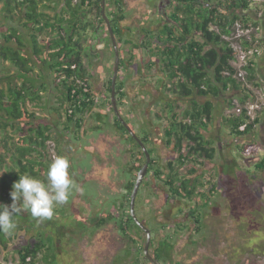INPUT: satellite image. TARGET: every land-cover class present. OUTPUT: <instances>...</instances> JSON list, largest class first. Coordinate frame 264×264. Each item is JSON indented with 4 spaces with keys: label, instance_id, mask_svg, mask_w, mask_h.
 Wrapping results in <instances>:
<instances>
[{
    "label": "trees",
    "instance_id": "trees-1",
    "mask_svg": "<svg viewBox=\"0 0 264 264\" xmlns=\"http://www.w3.org/2000/svg\"><path fill=\"white\" fill-rule=\"evenodd\" d=\"M48 1L50 0H0V20L5 24L0 26V64L8 65L15 71L14 75L2 77L6 87L0 89V132L4 133L3 140L0 139L2 150L0 152V171H4L0 188H2V192L7 191V194L9 192L7 199L10 198L12 185L19 179V174L28 173L39 179H41L39 177L41 174L45 178L47 167L52 161L47 158L46 152V142L53 140L50 127L36 125L33 122L36 116L33 107L35 108L36 104L41 103V95L46 89V70L52 77L54 86L62 90V96L58 97L57 107L54 108L56 117L63 120V124L60 123L62 126L65 125L68 128L73 125L76 132L80 131L81 116L95 103L91 86L88 84V73L83 64V58L87 54L84 53L85 48L82 47V43L86 41L87 29L93 27V24L85 22L90 11L95 12V17L102 26L106 48L113 50L106 25L100 15L101 0H62L60 11L54 13L52 17L43 11L51 9L46 5ZM172 2L175 6L173 13L168 17L170 23L163 25V28L154 37H150V41L154 40L156 43V51L150 49L149 42L145 41L140 44V47L135 44L132 47L135 50L146 49L152 57L160 58L164 73L166 72V80L173 81V90L178 89V94L182 97L189 96L190 93L196 96L217 97L219 93L230 92L237 95L240 105L245 104L248 100H254L255 96L247 89L245 83L233 77L235 70L231 67L230 61L234 59V52L223 38L230 34L236 21L254 22L249 15L248 1L172 0ZM122 6L120 0H106L105 13L110 20L117 46L121 43L120 25L125 17ZM263 10L264 8L260 19ZM14 21L19 22L22 27L21 32L10 27ZM8 23H10L9 26H7ZM27 29L31 31L28 33L29 35L26 33ZM144 32L147 36L151 35L148 31ZM39 35L44 36L41 38L43 45L38 41ZM27 38L29 39L28 44L25 43ZM262 41L264 46V37ZM262 41L260 40V43ZM130 55L133 56V51L130 52ZM260 57L249 63L246 81L256 88L264 89V83L257 82L259 65L257 61ZM121 65L120 60L119 68ZM37 67L39 69L35 72ZM175 79L177 81L174 83ZM110 81L111 77L106 83L109 94ZM80 83L87 86L86 94L82 93ZM72 90L76 95L71 93ZM121 90L122 85L119 84L117 77L116 100L118 106H120V100L123 97ZM107 105L112 113L114 127L127 135L139 149L136 142L114 116L110 100H107ZM212 111L213 104L208 101L193 112H185L183 119L186 118V122L184 123L176 122L175 114L172 115L170 119L172 123L169 128H165V143L171 145L172 138H174V149L177 152L182 151L184 143H187L189 150L185 157L179 154L176 165L171 163L167 165V174H164L162 170L154 173L157 179L163 181L171 198L183 199L194 204L191 207L193 215L190 219L195 226V234L201 230L199 210L208 202L207 195L216 192V187L213 184L204 190L203 180H200L197 175L192 177L199 168L195 166L201 165L202 160L211 161L215 155V149L205 147L208 142H204L198 129V127H206L202 120L209 121ZM224 120L228 123L229 134L232 136L245 137L255 132V127L252 124L248 125L243 132L238 130L239 125L245 122L244 116H235L231 113ZM259 122L258 116L254 123L255 126ZM8 130L16 134L14 140L12 139L13 135L7 134ZM139 138L147 146L149 135L145 134ZM10 141L11 147L9 146ZM252 144L258 146L256 142ZM247 147V144H243L238 149L242 152ZM147 150L151 156L152 149L147 148ZM140 154L144 159L143 153ZM6 158L11 160L13 167L7 166ZM188 159L195 166L188 167L184 174L179 173ZM153 163L154 159L150 157L149 170ZM254 165L256 171L264 170V157H259ZM135 169L136 173L140 166H136ZM135 178L136 176L126 185L128 194L126 206L128 209ZM206 181L207 177L204 176V182ZM208 184L205 183V185ZM0 198L3 199V197ZM195 198H198L199 201L195 202ZM199 202L203 203L199 204ZM255 212L264 215V212L259 210ZM125 217L126 219L120 220L119 224L122 235H126V228L129 227V224L141 232L129 214ZM108 219H112L110 215L99 217L94 220V225L100 227ZM177 227L178 230H183L185 225L178 223ZM150 231L152 232L151 229ZM1 236H4L9 242L13 238L5 237L3 233H0ZM4 246L6 247L7 243H4ZM53 246L54 244L49 243L48 238L46 240L42 235L37 236V239L31 244H20L15 249L16 264H50L54 253V250H51L54 248ZM151 248V255L158 264L172 262L174 244L171 236L157 243L152 239ZM140 254L144 263L149 264L142 249ZM129 255L130 251L127 250L126 256Z\"/></svg>",
    "mask_w": 264,
    "mask_h": 264
},
{
    "label": "rangeland",
    "instance_id": "rangeland-1",
    "mask_svg": "<svg viewBox=\"0 0 264 264\" xmlns=\"http://www.w3.org/2000/svg\"><path fill=\"white\" fill-rule=\"evenodd\" d=\"M120 2L123 5L125 16L122 23L129 33L125 35L126 32L120 27L121 46L119 45L118 49L122 65L118 70L117 77L119 81L122 77L126 81L137 77L134 72L130 76L125 67L129 53L134 51L133 44L140 46L145 41L152 45L155 42L154 40L150 41V37H154L152 33L159 30V28L161 29L163 23H170L168 17L173 13L175 5L172 0H120ZM61 3L62 0H53L51 6H49L51 9H48V11L58 13ZM252 17L257 18V22L261 24L262 36L264 37V10L259 21L257 15L254 17V13H252ZM9 25L10 23L7 24V26ZM138 30L142 32L136 33ZM143 31H149L151 35L146 36ZM87 34L91 35V41H93L91 43L93 44L96 40H93L92 30H88ZM143 34L144 37H142ZM86 39L89 41L87 36ZM125 41L130 43L127 44ZM155 47H152L153 51H156ZM101 52L103 50L93 55L90 46H87L84 51L87 54V59L91 60L90 67L94 71L92 73L94 80L97 78L100 80L107 79L112 75L114 52L107 49L106 57L99 55ZM156 59L157 57L154 58V60ZM158 59L155 65H158L159 68L163 67ZM136 60H139V58L137 57ZM257 62L259 64L257 82L264 83V52ZM14 72V69L10 66L0 64V89L6 87L3 84L2 77L14 75ZM165 75L166 72L163 73V76L160 75L158 80L159 84H164V86H167L165 89H168L162 93L167 92L169 94L172 85L171 83L167 84L168 81L167 78L165 79ZM46 77V89L43 90L41 95V103L36 104L35 108L33 107L34 112L37 114L33 122L36 125H48L50 127L52 139L57 143L56 156L61 153V156L68 158L70 162L69 173L76 188L72 190L66 204L56 207V213L54 212L51 219H35L28 213L17 217L18 228L11 240V245L32 243L37 239V236L42 235L44 239L47 240L48 238L49 243L54 244V248H51L54 253L50 259V264H137L138 261V264H145L140 254L145 241L144 234L137 231L131 224L126 228L125 236L121 234L119 229L120 220H125V216L128 214L126 185L136 176V166L141 167L143 164L142 155L133 144L131 150L135 154L131 157L128 154L129 151L126 153L125 150L130 145V139L125 138L123 135V139L120 137L114 138L112 139L114 141H110V143L104 142L107 139H98V135H96L98 132L114 134L115 130L113 128L106 127L109 125V117L112 116V113L109 116L110 112H108V117L102 116L100 121L102 132L94 131L90 143L85 140V135L83 139L77 141L74 140L73 134L66 135L68 133H63L60 124L61 122L63 124V120L57 118L53 111V108L57 107L58 97L62 96V90L54 86L52 77L48 73ZM98 83V81H94L93 84L97 86ZM252 87L255 98L259 100V103L264 102V90L255 92V87L253 85ZM95 91L99 92V88H96ZM106 96L110 100L108 92H106ZM225 97L229 99V103L223 107L222 112L228 110L231 113L234 111L233 109L240 105L238 97L235 93L230 92H227ZM98 100H100L99 103H102L100 105L103 107L102 101L104 99L100 97ZM162 104L167 106L168 109L172 106L170 101H165ZM120 108L121 106H118V109ZM227 115L229 113L225 114V117ZM258 116L260 122L256 128L257 131L255 130L256 135L253 136V133H250L242 137L238 143H235L236 139L230 136L229 126L223 120L222 125L227 129L222 130L223 136H227L232 143L229 145L227 157L234 160L236 166L222 172V174L219 173L218 168L213 173L211 172L210 177L216 186V192L207 195L208 202L199 210L201 217V230L199 233H194L195 226L192 219H190L193 215L191 211L193 203L183 199L169 198L167 192L160 190L161 188L164 189V186L160 187V184L163 183L155 181L152 173L143 179L135 201L136 216L152 230V232L150 231L151 240L153 239L155 243L168 236L172 237L174 254L172 262L169 264H264V251H258L260 248H264V220L260 221L258 212H256L258 218L254 216V210L264 212V170L256 171L254 165L256 159L244 160L242 164L240 160L244 158L241 153V157L238 153V148L243 144H247L249 148L257 150L255 152L258 155L264 157V105L258 111ZM123 118L127 125H131L133 129V121L131 122L130 119L128 120L124 116ZM89 119V117L83 118L80 125L81 129L83 126L86 128L90 126ZM133 119L138 121L137 116ZM181 120L183 121V119ZM71 129L75 131L73 125ZM138 130L141 134L137 132ZM145 130L146 125H140L135 134L142 136L147 133ZM149 133L150 148L152 149L150 157L152 159L159 162L161 160L165 161L163 159H167V154L169 155L171 150L177 152L172 148V145L163 144L164 148H162L161 139L156 131L151 130ZM7 134L13 135V140L16 137V134L11 130H8ZM3 135L4 133H2V140ZM59 139H63L65 143H60ZM101 141L104 142L101 147L102 151L98 146ZM253 142H256L258 146H254ZM9 143L11 147V141ZM73 146L74 148L71 149ZM183 147H188L187 143H184ZM0 152H2L1 148ZM81 156L84 157L81 158ZM217 160L221 162V155L218 154ZM5 161L7 166H14L9 158H6ZM187 168V166L181 168L179 173H186ZM79 169L80 171H78ZM198 169L201 170V167ZM3 172L2 170V176H4ZM39 177L44 179L41 174ZM204 186V190H207L208 185ZM3 192L0 188V197H3V199L0 198V203L10 205L12 203L11 197L7 199L9 192L8 194L7 191ZM198 201V198H195V202ZM202 203L199 202V204ZM107 215H110L112 219H108L100 227L94 225V220L97 217ZM178 223L185 225V228L178 230ZM19 226H23V228H19ZM57 226L64 229V231L66 230V232L63 235L59 233V236H57V233H55ZM255 248L257 249L254 250ZM127 250L130 251L129 256H126ZM149 251L152 253V248ZM10 257L11 262H9ZM10 257L6 253V257L3 258L4 264H14V257Z\"/></svg>",
    "mask_w": 264,
    "mask_h": 264
},
{
    "label": "crops",
    "instance_id": "crops-1",
    "mask_svg": "<svg viewBox=\"0 0 264 264\" xmlns=\"http://www.w3.org/2000/svg\"><path fill=\"white\" fill-rule=\"evenodd\" d=\"M52 1L53 0L46 2V5L48 7L51 6ZM61 7H62V4L60 6V9H61ZM0 9H1V4H0ZM60 9L58 10V12L60 11ZM43 11L46 14H48L50 17H52L54 14V13H50L48 11V9H45ZM86 21L93 24V27H89L87 29V31L90 29L92 30L93 36H94L93 40H96L95 42H97V43H95V42L93 44L91 43V42H93V41H91L92 37H91V35L87 34V31H86L85 34L88 37L89 41H87V39H86V41L82 43V47L86 48L87 46L88 47L90 46V50L92 51L93 55L96 54L97 52L100 53V50H103V52H101V54H99V55L106 57L107 48L105 46V34L102 30V26L98 23V21L95 17L94 11H90L88 13V16H87L85 22ZM2 24L3 23H1L0 26ZM10 27L18 30L19 32H21V30H22V27L19 25L18 21H14L12 26L10 25ZM120 27L126 32L125 35H128L129 31L125 30L126 26L120 25ZM30 32H31L30 29L26 30L27 34ZM41 38H44V36L39 35L38 41L41 43V45H43ZM88 42H90V44H88ZM120 42H121V40H120ZM126 42H127V44L130 43L128 41H125V43ZM25 43H27V44L29 43L28 38H27ZM119 45H118V47H119ZM155 45H156V43H153L152 45H150V49H152V47ZM137 57L139 58V60H136ZM154 58H156V57H154V56L152 57L151 55H149L147 53L146 49H142V48H139L137 50L134 49L132 57L129 53L128 60H127L125 67L127 69V73L130 76L134 72L137 77L136 78L134 77L132 79H128L126 81L122 77L120 79V81L118 80L119 84L122 85L121 91L123 93V97L120 100L121 108L119 109V112H120L122 117L124 116L128 120L130 119L131 122L133 121V123H134L133 131L134 132H136L138 127L140 125L142 126L143 124L146 125L145 131H147L148 135L150 134L149 132L151 130L156 131L159 138L161 139L162 148H164L163 144L164 145L166 144L165 143V128L166 127L169 128L170 124L172 123V121L170 120L172 115L175 114L176 122H180V121H182L181 119L184 118L185 112H188V111L193 112L195 109H198L200 106H202L205 102L210 101L213 104V111H212L211 119L209 121L206 119H203L202 122L205 124L206 127H203V128L198 127V129H199L200 134L202 135L204 142H206V141L208 142V144L205 147L208 149H211V148L215 149V155L211 161L202 160L201 165H199V166L194 165L196 168L201 167V170L198 169L196 174H194L192 176V177H195V175H197L200 180H203L202 184L205 185L204 176L205 177L210 176L211 172L213 173L214 170H216L217 168H218L219 173L222 174V172L229 170L231 168H235V166H236V162L234 160H232L231 158L227 157V151L229 149V145L232 143L230 142V139L227 136H223V133H222V130L226 129V127H223V125H222V122L225 118V114H228V113L231 114L232 113V112L230 113V111H228V110H225L226 108L224 109L225 111L222 112L223 107H225L226 104L228 105L229 99H227L225 97L226 92L219 93L217 97L196 96L192 93H190L189 96L182 97L178 94V89L173 90V87H172L173 91L171 90L169 94L167 92L162 93L166 89L164 88V84H159L158 77L160 75L163 76V73H164L163 67H160V68L157 67L158 65H155V62L157 61L158 58L156 60H154ZM158 61L161 62L160 59H158ZM83 64L87 70L88 77H89L88 80L91 83V91H92L94 98L96 100V102L93 104V106L90 107L89 109H87L86 112H84V114L81 116V121L83 120V118H86V117L90 118L88 120V123L90 126H87V128L83 126L82 129H80V132H76L73 129H71V127L67 128V126L63 125L62 130L64 131L63 133H68L66 135L73 134L74 140H77V141H80L81 138L83 139V137L85 135V138H86L85 140L90 143L91 138H93L94 131H101L102 132V130H101L102 124L100 122L102 119V116L108 117V112H110L109 107L107 105L108 98L106 96V92H108L106 89V85H107L106 83H107L109 78H107V79L105 78L103 80H100L97 78L94 80V78L92 77V73L94 71L90 67L91 60L87 59V56L83 58ZM154 66L157 68H155ZM38 69H39V67L35 68V72H37ZM46 71L48 73V70H46ZM47 73H45V74L47 75ZM91 79H92V82H91ZM165 79H166V75H165ZM94 81L99 82L97 84V86H94V84H93ZM176 81H177V79L174 80V83ZM168 83H171V85H172L173 81L167 82V84ZM96 88H99V92L95 91ZM108 95H109V93H108ZM100 97H102L104 99L102 101L104 108L102 107V105H100L102 103H99L100 100H98V99ZM165 101L172 102V106L169 109L167 106H163L162 103ZM53 111H54V108H53ZM135 111H137V112H135ZM110 114H111V112L109 113V116H110ZM35 115H37V114L35 113ZM99 115H101V117H99ZM135 116H137L138 121L133 119ZM185 119H183V121H182L183 123L186 122ZM58 124H59V122H58ZM225 124H227V126H229L227 122ZM257 126L255 127L256 131H257V129H256ZM106 127L113 128L115 130L113 132L114 134L110 135V134H105L104 132H102L103 134L98 132V134H96V135H98L97 136L98 139H104V140L107 139L104 142L110 143V141H114V140H112L114 138L115 139L118 137L122 138V135H123L122 132L119 131L118 129H116L113 125V117L112 116L109 117V125ZM256 131L253 133V136L256 135ZM137 132L139 134H141L139 132V130ZM123 136L125 138H127L125 135H123ZM142 136H145V134H143ZM230 136H232V135H230ZM232 137H234L236 139L235 143H238L239 140L242 138V137H236V136H232ZM0 139H2V133L1 132H0ZM58 141H60V143H63V144L65 143V141L63 139H59ZM149 141H150V139L148 138L147 148H150V142ZM104 142L101 141V143L98 144L101 151H102L101 147L103 146L102 144ZM171 145H172V148H174V138H172V144ZM238 146H239V144H238ZM73 148H74V146L71 149H73ZM187 150H189V147H183L181 152H176V153L173 150H171V153L169 155L167 154V157H166L167 159H163L165 161H162V160H161V162L156 161V165H157L158 170H164L165 171L167 169V165L169 163H171L172 165H174V164L176 165L178 162L177 158H178L179 154L185 153ZM72 151H75V150H72ZM125 151H126V153H127V151L132 152V150H130V145L127 146V149ZM130 152H129V154H131ZM63 153H65V152H63ZM218 154L221 155V162L217 160ZM60 155H61V153H60ZM82 157H84V156H81V158ZM240 161L243 164V161L242 160H240ZM254 162L256 163V160ZM218 164H220V165L218 166ZM92 168H94V167H92ZM78 171H80V169ZM2 178H3V176H2V170H1L0 171V183L2 181ZM160 187H162L161 184H160ZM160 190L162 192H164V189L161 188ZM20 227L21 226H19V228ZM21 228H23V226ZM24 231H25V229H24ZM5 237H7V235H5ZM1 238H3V239H1ZM2 240H4V241H2ZM11 240L9 242L6 238H4V236L0 237V264H4L3 258L6 257V253L9 254V257L10 256L14 257V260H13L14 264L17 263V256H16L15 249L19 244H17L16 246L11 245V243H12ZM3 242L7 243L6 247L4 246ZM29 243H26V244H29ZM13 247H15V248L12 249ZM9 260H10L9 262H11V260H12L11 257L9 258ZM5 264H7V263H5Z\"/></svg>",
    "mask_w": 264,
    "mask_h": 264
},
{
    "label": "clouds",
    "instance_id": "clouds-1",
    "mask_svg": "<svg viewBox=\"0 0 264 264\" xmlns=\"http://www.w3.org/2000/svg\"><path fill=\"white\" fill-rule=\"evenodd\" d=\"M88 84L90 85L89 80ZM48 142L54 143L56 150V142ZM48 142L46 152L47 158L50 159ZM69 168L68 158L57 155L49 163L44 179L28 173L19 174V179L13 183L10 192L12 203H0V233L13 237L18 228L17 217L24 213L39 220L51 219L56 207L66 204L72 190L76 188Z\"/></svg>",
    "mask_w": 264,
    "mask_h": 264
},
{
    "label": "built area",
    "instance_id": "built-area-1",
    "mask_svg": "<svg viewBox=\"0 0 264 264\" xmlns=\"http://www.w3.org/2000/svg\"><path fill=\"white\" fill-rule=\"evenodd\" d=\"M76 1V0H75ZM248 5L250 7L249 15L253 19L254 22L244 23L243 21H236L233 25L232 31L228 36H223V38L229 43V47L234 52V59L230 61L231 67L235 70L234 78L245 83L247 89H249L253 94V87L251 84L247 83L246 75H247V67L251 61H256L259 56H261L263 51V41H262V30L261 24L257 22V18L252 17V13H254V17L257 15L258 21L261 17L262 9L264 8V0H247ZM87 5V2H86ZM257 23L256 25L254 23ZM260 40L262 43H260ZM74 68V66H71ZM228 74V73H226ZM82 85V93L86 94L87 86L83 83ZM264 89H259L255 87V92H258ZM71 93L76 95L75 91L72 90ZM255 96V95H254ZM264 102L259 103V100L255 98L254 100H248L243 105H238L234 111L232 112L235 116H244L245 122L240 124L238 130L240 132L245 131L248 125L255 126V121L258 117V111L262 109ZM253 148H245L241 154L243 156V160L249 159H258L261 155L256 153ZM48 152L49 157L52 160L56 156L55 145L52 142H48ZM244 163V162H243ZM264 192V190H263ZM29 261V258H27Z\"/></svg>",
    "mask_w": 264,
    "mask_h": 264
},
{
    "label": "water",
    "instance_id": "water-1",
    "mask_svg": "<svg viewBox=\"0 0 264 264\" xmlns=\"http://www.w3.org/2000/svg\"><path fill=\"white\" fill-rule=\"evenodd\" d=\"M105 8H106V0H101L100 15H101V19L104 21V23L106 25L108 34L110 36V41H111V45L113 48V52H114V64H113V71H112L111 81H110V84H111V87H110V105H111L113 114L116 117V119L120 122V124L124 127V129L127 131V133L132 137V139L137 143V145L140 147V150L142 151V153L144 154V157H145V163L143 164V166L140 168V170L138 171V173L136 175L134 186H133L132 192L130 194L129 215H130L131 219L133 220V222L145 234V242H144V246L142 248V253H143L144 257L146 258V260L148 261L149 264H158L149 251L150 245H151L150 230L147 227H145L142 223L139 222V220L137 219L136 214H135L136 196H137L138 190L140 188V185L142 183V180L147 173L148 165L150 163V155L148 153L147 147L143 144L141 139H139L136 136V134L133 132V130L124 121V119L122 118V116L119 112L118 106H117L116 80H117V75H118V70H119L120 59H119V51H118L117 42H116V39L114 36V32H113L110 20L106 16Z\"/></svg>",
    "mask_w": 264,
    "mask_h": 264
},
{
    "label": "flooded vegetation",
    "instance_id": "flooded-vegetation-1",
    "mask_svg": "<svg viewBox=\"0 0 264 264\" xmlns=\"http://www.w3.org/2000/svg\"><path fill=\"white\" fill-rule=\"evenodd\" d=\"M165 24H168V23H163V25H165ZM121 25H123V23L121 22ZM163 25H162V27H161V29L163 28ZM124 26V25H123ZM160 28H159V30H157L156 32H154V33H152V35H156L160 30H161ZM262 30V29H261ZM124 31V30H123ZM121 32V31H120ZM142 32V31H141ZM140 32V30H138V31H136V33H141ZM144 32V31H143ZM149 32V31H148ZM150 34H151V32H150ZM145 35L143 34V36L142 37H144ZM147 36V35H146ZM263 52L264 51H262V54H263ZM261 54V55H262ZM116 84H117V80H116ZM123 118V117H122ZM124 119V118H123ZM125 121V120H124ZM126 122V121H125ZM131 129H132V127H131V125L129 126ZM133 130V129H132ZM127 132V131H126ZM134 132V131H133ZM135 133V132H134ZM123 134V133H122ZM123 135H125V134H123ZM129 135V134H128ZM126 137H128L127 135H125ZM130 136V135H129ZM137 136V135H136ZM131 137V136H130ZM138 138H139V136H137ZM129 138V137H128ZM132 138V137H131ZM140 139V138H139ZM133 143L130 141V150L132 149V147H131V145H132ZM137 144V143H136ZM134 145V144H133ZM135 146V145H134ZM136 147V146H135ZM139 147V146H138ZM137 148V147H136ZM58 148H57V143H56V150H57ZM138 149V148H137ZM139 152L141 151L140 150V147H139ZM188 151V150H187ZM187 151L185 152V153H182V156L183 157H185V155L187 154ZM130 152V151H129ZM142 152V151H141ZM140 152V153H141ZM131 154H130V156L132 157L135 153L132 151V152H130ZM238 153H239V155H240V157H241V152H239V150H238ZM129 154V153H128ZM59 155V154H58ZM144 155V154H143ZM143 158V157H142ZM190 159H192V158H190ZM241 159V158H240ZM145 163V157H144V159H143V164ZM143 164L141 165V167L143 166ZM150 164V163H149ZM131 165H133V163H131ZM130 165V167H132ZM185 166L184 167H192V166H194V164L188 159L187 161H185V164H184ZM140 167V168H141ZM183 167V168H184ZM149 168H150V165H148V169H147V173H146V175H145V177L146 176H149V174L150 173H152L153 174V179L155 180V181H159V182H162L163 183V181L162 180H160V179H157L156 177H155V175H154V173L156 172V171H159L158 170V168H157V166H156V160H154V163L152 164V166H151V169L149 170ZM140 170V169H139ZM138 170V171H139ZM138 171L136 172V173H138ZM163 172H164V174H167V172H168V167H167V169L164 171V170H162ZM227 171V170H226ZM137 175V174H136ZM144 177V178H145ZM143 178V179H144ZM136 179V178H135ZM163 179V178H162ZM143 181V180H142ZM205 183H209L208 184V188H209V185L210 184H213V180H212V178L210 177V176H208L207 177V181L205 182ZM142 184V183H141ZM162 186H164V183L163 184H161ZM214 185V184H213ZM141 186V185H140ZM215 186V185H214ZM216 187V186H215ZM164 192H167V194H168V191H167V189H166V186H164ZM168 197L169 198H171V196H169V194H168ZM128 211H129V209H128ZM129 214V213H128ZM135 214H136V212H135ZM254 216L256 217V212H255V210H254ZM106 217V216H105ZM137 217V216H136ZM258 217H260V221L261 220H264V215H258ZM258 217H256V218H258ZM98 218V217H97ZM138 220H139V222L140 223H142L145 227H147V225H146V223L145 222H143L140 218H137ZM148 228V227H147ZM140 229V228H139ZM149 229V228H148ZM141 230V229H140ZM64 232H66V230L64 231V229H62L61 227H58L57 226V231L55 232V233H57V236H59V233H60V235H63L64 234ZM67 232H70V231H67ZM141 233H143L144 234V232L141 230ZM79 236V235H78ZM144 236H145V234H144ZM264 240V239H263ZM262 240V241H263ZM145 242V241H144ZM144 246V245H143ZM257 248H255L254 250H256ZM258 251H264V248H260Z\"/></svg>",
    "mask_w": 264,
    "mask_h": 264
}]
</instances>
